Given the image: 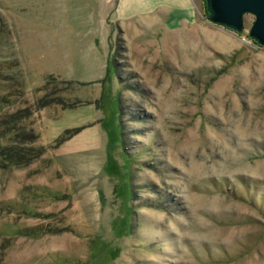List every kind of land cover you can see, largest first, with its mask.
Listing matches in <instances>:
<instances>
[{"label":"rangeland","instance_id":"1","mask_svg":"<svg viewBox=\"0 0 264 264\" xmlns=\"http://www.w3.org/2000/svg\"><path fill=\"white\" fill-rule=\"evenodd\" d=\"M194 2L0 0V121L32 109L45 149L0 160V264H264V47Z\"/></svg>","mask_w":264,"mask_h":264},{"label":"trees","instance_id":"2","mask_svg":"<svg viewBox=\"0 0 264 264\" xmlns=\"http://www.w3.org/2000/svg\"><path fill=\"white\" fill-rule=\"evenodd\" d=\"M205 0V16L208 18ZM49 97L40 99L37 103V109L42 110L50 104L54 103L55 99L48 100ZM64 109L71 108L69 105H63ZM33 110L25 108L17 111L6 119L0 121V127L4 130V133H15L11 145L1 148L0 160H2L6 167L22 168L31 165L34 161L40 159L45 154L43 147H34L39 137L33 132V130H25L20 124L30 119L33 116ZM81 132L80 129L74 131H67L65 137L63 136L58 140V144H62L71 139L74 134Z\"/></svg>","mask_w":264,"mask_h":264},{"label":"water","instance_id":"3","mask_svg":"<svg viewBox=\"0 0 264 264\" xmlns=\"http://www.w3.org/2000/svg\"><path fill=\"white\" fill-rule=\"evenodd\" d=\"M209 22L241 34L245 30V17L255 18L249 37L264 47V0H206Z\"/></svg>","mask_w":264,"mask_h":264},{"label":"crops","instance_id":"4","mask_svg":"<svg viewBox=\"0 0 264 264\" xmlns=\"http://www.w3.org/2000/svg\"><path fill=\"white\" fill-rule=\"evenodd\" d=\"M115 13L119 21H127L135 15L145 21L167 16L176 19L180 28L197 24L194 0H117Z\"/></svg>","mask_w":264,"mask_h":264}]
</instances>
